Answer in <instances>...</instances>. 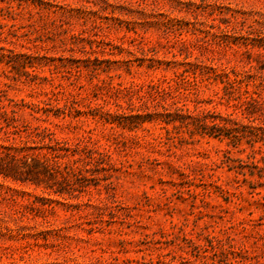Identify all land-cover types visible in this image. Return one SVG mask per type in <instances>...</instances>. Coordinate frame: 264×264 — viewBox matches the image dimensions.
I'll return each mask as SVG.
<instances>
[{
  "label": "rangeland",
  "instance_id": "rangeland-1",
  "mask_svg": "<svg viewBox=\"0 0 264 264\" xmlns=\"http://www.w3.org/2000/svg\"><path fill=\"white\" fill-rule=\"evenodd\" d=\"M223 67L250 72L259 106L217 100ZM263 88L264 0H0V151L19 166L0 174V264H264ZM173 102L232 114L231 137Z\"/></svg>",
  "mask_w": 264,
  "mask_h": 264
},
{
  "label": "trees",
  "instance_id": "trees-1",
  "mask_svg": "<svg viewBox=\"0 0 264 264\" xmlns=\"http://www.w3.org/2000/svg\"><path fill=\"white\" fill-rule=\"evenodd\" d=\"M9 52H12L9 50ZM174 57H176L175 54H173ZM96 61H98L97 58H95ZM182 64H190V63H182ZM191 65V64H190ZM95 69V68H94ZM96 70V69H95ZM186 71L176 72L174 73V77L171 79L175 83L174 91L179 92L181 88H186L188 86H194L195 80H190V78L185 75ZM214 78L219 79L220 83L222 84L221 87V93H216L215 96L218 101L222 102L225 101L227 104H230L234 110H240L242 114H244V110L241 108L246 105H253V106H259V100L254 97V94L256 92L249 88V79L251 78V74L246 72L238 73L234 71V69H230L227 67H223L220 69V72L217 71L216 68H213ZM232 75V76H231ZM245 82V83H244ZM171 87H169L168 93H171ZM264 89V88H263ZM175 115H178V113L186 112V114H196L197 115V123H202L204 126H207V120L209 119L210 123V129L211 132L208 133L209 136L214 137H220V136H226L230 138L229 132L231 131L230 128H226L222 123H227L231 120L232 114H225L223 115L219 111H216L215 109H201L198 112H195V110H190L185 104L178 105V102H173L172 105ZM59 110H61L59 108ZM63 110V109H62ZM91 111H95L94 115H98V117L107 123H111L114 121H119L123 126H128L132 128L137 122L141 120V123H143L144 118L140 114H127L124 111H117L114 110L113 112L110 111V109L103 108L102 106H96L95 108H90ZM102 112H101V111ZM169 109L164 106V112L166 113L165 117L167 118L166 121L163 120L165 124H168L169 121H173L172 114L169 113ZM98 113V114H97ZM2 114H6V112H3ZM111 119V121H110ZM216 119H219L220 122H215ZM132 125V126H130ZM37 136H48L49 134H52V132L47 127L42 126H35L32 128ZM168 132V129L165 128ZM264 133V130H263ZM235 137V136H234ZM236 138V137H235ZM237 139V138H236ZM50 142H53V144H49V152L46 155H49L51 159L54 160V164L60 165L58 162L55 161V158H59L62 156V152L68 153L69 147L66 146L65 142H60L56 139L50 140ZM21 149L22 152L26 150L25 142H21ZM65 145V146H64ZM3 150L0 151V174L7 177L8 171L11 169V167H19L17 165V157L11 153V149L14 147L10 144L9 146H2ZM87 153V157L91 160H95L99 164L104 161V158H108V152H100L97 149L90 148L86 146L85 148ZM44 156V160L41 158ZM30 159V164H27V160ZM21 163L23 165H26L28 167L27 171H32L31 169H41L42 171H49V165L47 160L45 159V155L42 154H22V160ZM105 168H103L104 170ZM50 173V172H49ZM9 177V176H8ZM17 179V178H14ZM252 194L259 195L260 193L255 192V187H250ZM223 191V190H221Z\"/></svg>",
  "mask_w": 264,
  "mask_h": 264
}]
</instances>
